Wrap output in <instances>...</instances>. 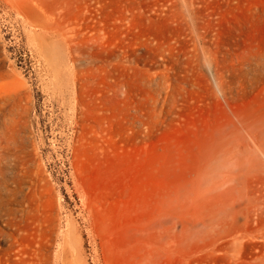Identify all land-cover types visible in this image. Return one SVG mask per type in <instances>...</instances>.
I'll return each mask as SVG.
<instances>
[{
    "label": "rangeland",
    "instance_id": "374dc122",
    "mask_svg": "<svg viewBox=\"0 0 264 264\" xmlns=\"http://www.w3.org/2000/svg\"><path fill=\"white\" fill-rule=\"evenodd\" d=\"M0 264H264V0H0Z\"/></svg>",
    "mask_w": 264,
    "mask_h": 264
}]
</instances>
